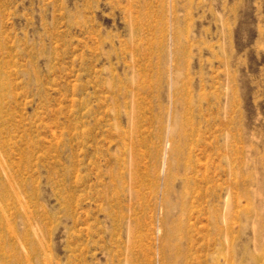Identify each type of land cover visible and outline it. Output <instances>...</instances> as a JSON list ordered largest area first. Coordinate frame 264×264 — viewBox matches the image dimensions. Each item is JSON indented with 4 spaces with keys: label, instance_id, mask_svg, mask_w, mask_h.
<instances>
[{
    "label": "rangeland",
    "instance_id": "1",
    "mask_svg": "<svg viewBox=\"0 0 264 264\" xmlns=\"http://www.w3.org/2000/svg\"><path fill=\"white\" fill-rule=\"evenodd\" d=\"M163 263L264 264V0H0V264Z\"/></svg>",
    "mask_w": 264,
    "mask_h": 264
},
{
    "label": "bare ground",
    "instance_id": "2",
    "mask_svg": "<svg viewBox=\"0 0 264 264\" xmlns=\"http://www.w3.org/2000/svg\"><path fill=\"white\" fill-rule=\"evenodd\" d=\"M187 252V251H186ZM184 254H187V256H188V253H182L181 255H183V256H185V258H186V255H184ZM188 258V257H187ZM184 259V258H183ZM187 260H185V262H186ZM164 264V263H163ZM186 264V263H185Z\"/></svg>",
    "mask_w": 264,
    "mask_h": 264
}]
</instances>
